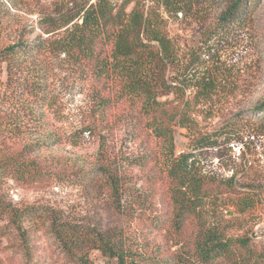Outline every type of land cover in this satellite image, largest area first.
Masks as SVG:
<instances>
[{"label":"rangeland","instance_id":"374dc122","mask_svg":"<svg viewBox=\"0 0 264 264\" xmlns=\"http://www.w3.org/2000/svg\"><path fill=\"white\" fill-rule=\"evenodd\" d=\"M225 1L194 0L191 9L165 14L169 34L183 50L182 57L187 60L196 51L201 60L190 75L191 87L184 98L191 102V126H174V157L192 153L189 162L193 173L212 183L234 176L247 185L243 187L246 193L218 192L207 197L203 216L206 226L225 225L229 227L228 236H249L264 252V113L255 107L264 102V0H256L255 9L243 13L242 20L222 27L219 17ZM83 2L0 0V29L7 41H34L43 33L41 25L49 18L59 21L64 16H75ZM209 75L217 78L218 85L208 100L203 95L196 96L194 85L198 78ZM6 79L4 73L0 113L10 118V124L6 120L2 126L9 146L29 131L34 138L43 131L47 146L40 154L53 160L54 168H70L71 172L99 164L104 138V153L127 155L131 159L149 155L145 167L131 169L133 179L129 186L149 207L145 214H140L137 205L129 214L125 213V207H118L108 193L92 182L77 180L76 174L62 182L23 183L5 179L0 190L9 201L39 207L51 220H56L34 233L33 244L36 255L41 257L40 264H73L64 250V241L75 242L72 251L92 264H117L116 258L103 253L96 234L111 237L119 246L152 258L161 256L164 260L187 250L190 256L193 254L199 223L192 216L182 227L177 226L175 204L168 190L169 150L164 139L148 127V116L141 103L120 97L118 87L123 83L119 78L114 77L107 84L106 95L111 100L102 117L97 107L100 84L65 53L44 56L30 73H19L7 83ZM34 79L42 80L53 100L45 110V130H38L36 120L24 112V84ZM161 99L173 104L182 100L175 94ZM15 116L22 121L20 127L12 125ZM103 126L105 137L100 135ZM249 184L260 185L261 189H252ZM234 219L239 225L231 227L228 221ZM0 264H24L3 236ZM215 264L235 263L222 258ZM255 264H264V258L257 259Z\"/></svg>","mask_w":264,"mask_h":264},{"label":"trees","instance_id":"16d2710c","mask_svg":"<svg viewBox=\"0 0 264 264\" xmlns=\"http://www.w3.org/2000/svg\"><path fill=\"white\" fill-rule=\"evenodd\" d=\"M193 1L84 0L75 16H64L59 21L49 18L41 25L43 33L34 41L25 38L15 42L7 41L0 29V90L5 82L4 73L7 74V83L19 73H30L44 56L65 53L74 64L83 66L90 77L100 84L97 107L101 117L106 115L111 100L106 95L107 84L117 77L123 83L118 87L120 97L137 99L144 114L148 116V127L164 139L169 150L168 157L171 159L168 190L175 204L174 218L177 226L182 227L187 218L196 217L199 225L195 251L191 256L188 250L185 253L178 251L163 260L161 256L152 258L151 255L128 250L119 246V242L111 240V237L105 238L96 234L103 253L116 258L117 264H169L174 259L176 261L173 264H196L195 261L198 264H215L222 258L235 264L241 261L255 264L257 259L264 258L263 250L258 249V242L251 237L228 236L229 227H208L203 216L202 209L207 197L218 192L230 195L246 193L243 187L247 185L239 183L234 176L225 182L212 183L193 173L189 162L192 153H182L178 158L174 157V126H191V102L189 99L184 101V98L186 90L191 87L188 83L190 75L200 65L201 60L196 51L187 60L182 57L183 50L169 34L165 14L191 9ZM255 7L256 0H226L219 22L225 27L231 22L242 20L243 13H248ZM64 27L66 28L62 29ZM167 75L169 78H166ZM217 85L218 80L214 76L198 78L194 85L196 96L203 95L205 99H211ZM23 92L26 98L24 112L30 119L36 120L38 130L41 127L45 130V110H48L53 101L48 89L42 80L34 79L24 84ZM171 94L181 97V102L173 104L161 99ZM255 107L264 113V102ZM2 113L0 187L5 179L23 183L62 182L76 174L77 180L92 182L108 193L118 207H125V213L129 214L135 205L140 208V214L148 212L149 207H146L129 186L133 179L131 169L145 167L149 155L131 159L127 155L117 157L110 152L104 153V138L97 166L73 172L65 167L56 169L55 162L39 152L47 146L43 131H36L39 136L35 138L33 132L29 131L19 141L12 142L10 146L6 144L2 126L6 120L10 124V118ZM11 120L12 125L21 126L22 121L19 122L17 116L15 120ZM105 127L100 129L102 137H105ZM248 187L261 189L257 184H249ZM5 196L0 190V236L8 239L24 264H40L41 257L36 255L37 248L33 244L34 233L43 226L52 225L56 220H51L49 214L39 207L15 205ZM250 206L247 205L245 212ZM228 222L232 224L231 227L239 225L236 219ZM68 242L64 241V250L73 264H92L89 259L72 251V244L75 242ZM262 247L264 248V243Z\"/></svg>","mask_w":264,"mask_h":264}]
</instances>
